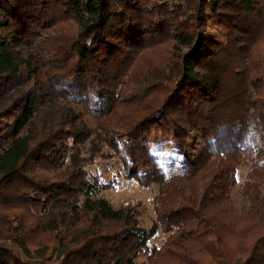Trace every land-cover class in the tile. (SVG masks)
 <instances>
[{"label": "trees", "instance_id": "1", "mask_svg": "<svg viewBox=\"0 0 264 264\" xmlns=\"http://www.w3.org/2000/svg\"><path fill=\"white\" fill-rule=\"evenodd\" d=\"M89 123L126 179L159 187L151 229L100 196L119 181L89 171ZM160 141L184 172L159 167ZM143 255L264 264V0H0V264Z\"/></svg>", "mask_w": 264, "mask_h": 264}, {"label": "rangeland", "instance_id": "2", "mask_svg": "<svg viewBox=\"0 0 264 264\" xmlns=\"http://www.w3.org/2000/svg\"><path fill=\"white\" fill-rule=\"evenodd\" d=\"M81 109V107L75 106L76 111ZM82 113L90 121V116L84 111ZM89 125L90 129L95 133L91 137L92 143L87 145L86 154L83 152V156L92 157L91 150L94 144L100 145V152L93 155L92 163L88 167L89 171L93 175L103 177L107 182L119 181L114 190L102 192L100 196L106 199L115 209L126 206L135 208L139 224L144 228L151 229L156 225L157 220L156 205L159 197V187L156 185L144 187L136 181L126 179L121 155L98 143L96 139L98 130L94 124L89 123ZM118 144L121 153L129 158L132 143L125 135H121L120 137L118 136ZM151 150L158 156L161 169L169 173L184 172L185 164L174 142L160 141L153 143ZM248 172V166L246 165H242L239 168L238 186L233 193V201L240 209H245L247 206L246 199L240 194V186L247 180ZM165 239L166 235L159 230L151 240V245L160 247ZM138 262L139 264H145L146 255H143Z\"/></svg>", "mask_w": 264, "mask_h": 264}]
</instances>
